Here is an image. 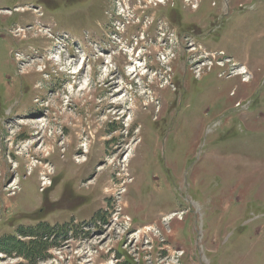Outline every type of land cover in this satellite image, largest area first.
Returning <instances> with one entry per match:
<instances>
[{
	"label": "rangeland",
	"instance_id": "1",
	"mask_svg": "<svg viewBox=\"0 0 264 264\" xmlns=\"http://www.w3.org/2000/svg\"><path fill=\"white\" fill-rule=\"evenodd\" d=\"M158 1L0 0V264H264V0Z\"/></svg>",
	"mask_w": 264,
	"mask_h": 264
},
{
	"label": "trees",
	"instance_id": "2",
	"mask_svg": "<svg viewBox=\"0 0 264 264\" xmlns=\"http://www.w3.org/2000/svg\"><path fill=\"white\" fill-rule=\"evenodd\" d=\"M64 232L65 231H61L57 228L50 229L44 227L43 229H39L37 233H32L34 235H32L31 237H33L35 241H38L30 242L29 244H23V246L21 247L16 246L15 244H11V247L13 251L24 254L25 257L30 259L32 263H37L42 258H47V256L45 255V251L47 250L46 245H48V240L53 237L56 239L57 237H60ZM8 251L13 252L11 249Z\"/></svg>",
	"mask_w": 264,
	"mask_h": 264
},
{
	"label": "bare ground",
	"instance_id": "3",
	"mask_svg": "<svg viewBox=\"0 0 264 264\" xmlns=\"http://www.w3.org/2000/svg\"><path fill=\"white\" fill-rule=\"evenodd\" d=\"M34 11V10H33ZM36 12V11H35ZM25 27H22V28H20L19 30L22 32V33H24L25 32V29H24ZM18 30V31H19ZM60 37H56L55 39H53V40H55L56 42H61V43H63L64 45H65V43H64V41L63 40H61V39H59ZM64 48V47H63ZM79 48V47H78ZM105 53V54H104ZM104 53H102L101 55H103V58H104V56L105 57H107L108 55H109V53L108 52H105L104 51ZM61 54H62V52H61ZM59 55H60V53H59ZM82 58H83V56H82ZM209 59V58H208ZM82 61V59L79 61V64H80V67L81 68H83L84 67V64H85V62H86V59L84 60V63H82L81 62ZM228 62V61H227ZM201 66H205V64L204 65H201ZM78 69V68H77ZM76 69V70H77ZM235 73V75L236 76H241L242 77V80L243 81H245V82H247L248 80H249V76H248V72L246 71V69H245V67H243V68H241V69H238L237 71H235L234 72ZM176 74V73H175ZM24 119H26V120H28V119H32V118H24ZM11 124H14V126H15V124H18L19 125V127H18V129L20 128V124L19 123H11ZM14 126H7V129L9 128L10 129V131H11V133L13 134V135H15L16 133H17V131H18V129H16ZM36 126H37V128H41V126H40V124L39 123H36ZM28 127V126H27ZM45 128V127H44ZM34 130H37V129H35L34 128ZM35 135V134H34ZM34 135L33 136H30L28 139L30 140V141H32V140H34L35 138H34ZM38 136V135H37ZM37 138V137H36ZM37 142H39V140L37 141ZM36 144V141H34V142H32L29 146H28V148H30L31 146H33V145H35ZM65 147H63L62 149H64ZM65 152H67V151H65ZM79 163H81V164H83L84 162H82V161H80ZM37 169V168H36ZM17 186V180H15L14 182L12 181L7 187H9V188H14V187H16Z\"/></svg>",
	"mask_w": 264,
	"mask_h": 264
}]
</instances>
